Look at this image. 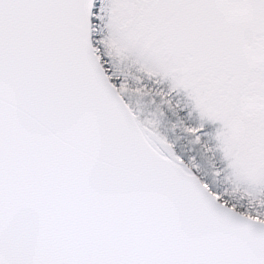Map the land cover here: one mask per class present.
Returning a JSON list of instances; mask_svg holds the SVG:
<instances>
[{"label": "snow or ice", "instance_id": "1", "mask_svg": "<svg viewBox=\"0 0 264 264\" xmlns=\"http://www.w3.org/2000/svg\"><path fill=\"white\" fill-rule=\"evenodd\" d=\"M0 264H264V0H0Z\"/></svg>", "mask_w": 264, "mask_h": 264}, {"label": "rangeland", "instance_id": "2", "mask_svg": "<svg viewBox=\"0 0 264 264\" xmlns=\"http://www.w3.org/2000/svg\"><path fill=\"white\" fill-rule=\"evenodd\" d=\"M217 126H218V125H213V124L209 123L208 126H207V128H208V130H210V131H214L215 128H216Z\"/></svg>", "mask_w": 264, "mask_h": 264}]
</instances>
